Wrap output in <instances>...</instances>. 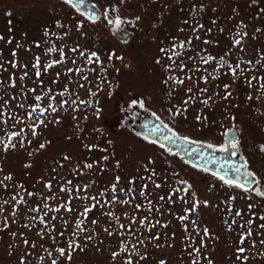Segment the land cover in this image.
I'll return each mask as SVG.
<instances>
[{"label":"rangeland","instance_id":"rangeland-1","mask_svg":"<svg viewBox=\"0 0 264 264\" xmlns=\"http://www.w3.org/2000/svg\"><path fill=\"white\" fill-rule=\"evenodd\" d=\"M96 5L100 13L107 7L119 5L120 15L127 19H134L139 16L141 19L136 23L135 27L124 25V32L129 33L128 38H122L118 33L113 35L109 27H106V22H98L95 25L85 23L83 32L84 36H80L74 29L76 20L83 19L74 10L69 9L62 3V0H0V36H4L5 40L12 39L11 45L4 41H0V52L3 53L4 61L11 60V52H17V59L21 64L28 65L29 75L32 79L24 81L28 88L36 87L33 84L35 79L31 68L32 62L36 56L41 57V64L48 62L50 58L59 59L58 54H53L51 57L45 55V50L55 43L58 47L67 43L69 47L79 43L81 48L89 51H97L101 58L105 61L104 67L107 68V81L109 84H104L105 91L98 92L96 97H89L87 87L82 90H77L82 99L91 100L93 107L82 108L78 112H60L58 113L61 123L58 125L49 124L47 128L38 129L41 134L37 139L29 145L26 143L24 148L17 145L15 150L3 152L0 146V179L7 174L13 176V181L5 183L9 184L8 189L0 188V198L10 199L12 194H15L17 189L16 184H23L27 191L51 195L44 187V183L51 181L53 184V192L59 193L58 181L63 179H71L73 184L95 181V184L90 191L95 194L98 191L108 188L115 180V176L121 177L119 187L127 188L128 179L136 177V189L139 191L142 183H148V191L152 192L153 203L156 202L159 195H166L169 192V185L179 186L175 184L176 179H182L192 185L190 191L197 194L200 201H208V206L201 204L198 213L193 215L191 219L198 222L199 228L207 227L210 231V236L206 238L207 248L202 250L203 256L211 258L213 262L218 264H240L236 260L235 248L239 239L238 233L242 231L235 225L233 231H228L227 226L223 223L225 219L231 222L232 217L227 214V206L223 203L228 198L229 194L236 195L238 199L233 202V211L236 209H244V219L249 218L246 211L247 204L251 201L242 197L239 190L225 189L219 182L214 180L210 174L200 172L194 169L190 164H185L178 156L164 153L157 145L150 144L142 139L141 135L134 134L131 125L133 122V114L129 112V107L132 99H143L147 113L156 112L161 120L173 127L180 135L189 136L192 139L220 144L223 142L221 133L233 124L236 126L238 139L240 141V152L248 161L250 170L255 172L264 183V153L259 151V146L264 144V89L257 91V88L249 89L246 87L243 77L233 83L230 75L223 74L227 69H221L217 73L219 79L209 80L208 84L202 81L199 83L200 88L207 87L209 89L207 95H212L214 92L224 94V84L231 85L230 90L233 95L230 101H222L219 97H215V103H211L210 108H205L202 104L196 103L189 106L186 113V119L177 117L173 121L168 113V108L172 104L180 106V101L186 98L188 93L185 92L186 87L192 86L186 82L185 85L176 86L174 98L170 99L167 95L168 89L162 83L166 77L161 67L156 63L157 58H161L162 62L167 64L169 61L160 52V48H168L174 42L186 40L193 34L190 31V25L184 23L189 20L190 24L199 23L205 26V29L212 28L211 34H206L205 30H201L199 35L201 40L193 39L194 49H189L185 52V62L188 64L187 75H195L199 77L202 74H207L213 71L216 65H205L199 62L187 61V56H195L197 52L201 55L212 54L219 58L224 55L231 47V56H226L230 62L235 64L239 61L251 60L253 63L259 59L258 52L264 53V31L255 33L256 38L253 39L255 28L260 27L264 30V13L259 9L264 8V0H257L256 4H252L251 0H126V3L119 4V0H88ZM203 5V11L196 13L191 12L192 5ZM195 16V19L192 17ZM212 20H216L217 24L213 25ZM60 22L65 27H56V23ZM247 25L244 31L248 32V37L244 38L242 44L237 47H232V35L239 32L237 27L239 24ZM184 28V32L179 29ZM219 28H223L224 32L220 33ZM48 31L49 36H45L44 32ZM67 33L65 39L61 41L59 36ZM175 38V39H173ZM203 39H211L218 41L217 44L204 45ZM127 41L125 43L124 41ZM40 47L37 48L36 44ZM20 44L22 47L17 48ZM243 49L241 51L240 49ZM31 49V51H28ZM67 52V49H65ZM110 51H115L118 56L123 57V60L107 61V55ZM70 58L75 54L68 53ZM264 63V62H262ZM81 67H96L99 72V66L85 65L82 59H79ZM198 65L201 71H195V66ZM8 72L0 71V80L7 81L11 72H15L17 76V84L20 83L18 76L21 69H11L9 65ZM69 66L72 65L69 63ZM242 67H249L246 64H241ZM259 71L249 72L247 75H257L264 77V68L257 65ZM115 69H119L117 73ZM62 66H57L54 70H50L49 74L42 75L41 79L46 86H51L55 92L63 89L68 81L63 75L60 77V83L53 85L52 80L55 78V72L63 73ZM90 76L93 81V91H96L94 83L97 79L95 73H85ZM180 78L185 77V72H175ZM83 82V81H81ZM255 84L256 82L253 81ZM75 89V84L70 85ZM258 87V85H257ZM19 89L4 88L0 90V96L8 99L10 95H17ZM35 94H40V89L37 88ZM32 93L27 94V103H33ZM252 95V100H247L246 97ZM259 96V99L256 97ZM203 98V97H201ZM60 97H57L59 101ZM43 103H47L45 100ZM17 101L11 102V110L13 113L22 114V110L16 107ZM123 105L126 108H123ZM238 105V107L230 106ZM101 109L99 118L95 114V109ZM139 108V107H138ZM141 109V108H140ZM144 110V109H143ZM7 111V110H5ZM197 114L208 117L207 123L201 125L195 120ZM73 116L76 119H73ZM229 116H235L236 119L231 121ZM87 117V119H85ZM7 119V116L4 117ZM14 121H9L7 126L0 125V136H4L5 131H17L13 128ZM100 131L97 132L96 130ZM70 137V139H69ZM19 139V138H17ZM49 141L45 149L37 151L39 143ZM111 141V144L108 143ZM84 144H98L102 148H107V152L99 150L87 151ZM33 152L32 156L28 153ZM103 155H109V161L102 162L107 166V170L100 173V164H95L93 170L84 169L85 163H94L100 161ZM70 157L65 160L64 157ZM147 157H152L155 164L152 167L157 172V182L160 178H169L168 185L162 189L154 190L150 181H140L139 176L147 177L149 173H145L141 168L143 163H146ZM116 161H119L121 167L114 169ZM30 164L31 167H25ZM79 166L84 175H73V171ZM212 184L216 187L212 191L209 188ZM21 195L28 200L27 205L18 206L23 210L24 216H18L19 224L11 225L7 231H0V264H19L21 251L16 250L19 245L23 249V245L19 238H13L11 232H25L30 240L38 239L35 236L36 229L32 232H27L21 227L27 222L26 217L36 215V213L28 212L29 207H35L41 204L37 197H27L26 193L21 192ZM65 200L68 197L59 193ZM123 199V195L120 197ZM141 203L147 204L143 198H137ZM189 200L191 195L189 194ZM255 201L264 205V200L255 198ZM54 206L55 202L49 201ZM79 201H75V205H79ZM163 203V202H161ZM189 204L177 202L175 204H166L161 209L164 215H156V219H160L162 223H169L167 229L157 227L150 235H160L159 241H153L148 244L146 254L148 259L139 261V264H160L163 260L166 264H191V258L188 256L190 248L186 249V245L191 241L186 240L185 233L181 223L174 218V215H182L183 209L190 207ZM5 215L12 211L11 206H5ZM118 216L121 217V222L127 224L123 213L127 210L126 206L116 205L111 207ZM170 210V211H169ZM256 211L264 214V208H257ZM146 212L142 210L139 215L143 216ZM66 215L63 210L59 214ZM75 214H73V219ZM96 218L99 221L98 226H92L96 235L92 241L80 240L83 251L77 250L74 253L71 264H122L125 254L117 257L116 261L111 258L112 251H118V241L120 237H109L102 231L104 227H108L109 218L100 215V210H94L89 214L88 220ZM9 219L11 217L9 216ZM153 222H155L153 220ZM259 221H257V224ZM113 227H115L113 225ZM73 225L69 226L68 231L71 232ZM59 223H57V231H60ZM191 232V225H189ZM175 233L173 237L172 234ZM195 235V232H192ZM257 241L256 247L252 248L251 240L246 242L248 251L245 253L249 257L247 264H264V245L259 244V240L264 239V236L256 234L255 225L253 226V237ZM47 245L50 242L44 241ZM159 244L160 247L155 245ZM200 237L195 239V245L199 246ZM172 245V247H169ZM12 246V247H10ZM64 246L63 241L61 245ZM143 252L144 249L141 248ZM39 250L33 253V256L28 258L27 264H37L36 256ZM45 264H48L46 261ZM61 264H64L61 261ZM201 264H207V261L201 259Z\"/></svg>","mask_w":264,"mask_h":264},{"label":"snow or ice","instance_id":"snow-or-ice-1","mask_svg":"<svg viewBox=\"0 0 264 264\" xmlns=\"http://www.w3.org/2000/svg\"><path fill=\"white\" fill-rule=\"evenodd\" d=\"M62 3L69 9L74 10L83 19L76 20L74 24L75 31L80 35L84 36L85 33L83 29L85 23H90L92 25L98 22H106V27L110 28L113 35L124 32V25L136 26V23L141 19L137 16L134 19H127L120 15L119 5H114L107 7L102 13L98 12L95 4H89L88 0H62ZM126 3V0H119V4ZM254 5L257 0H251ZM198 11H203V5L197 6L192 5L191 12L196 13ZM261 13H264V8L259 9ZM195 19V16L192 17ZM186 25H190V31L192 36L186 40H180L178 43H173L170 47L160 48V52L164 54L169 63L165 64L162 62L161 58L156 59V63L161 65L163 71L167 73L166 77L163 79L162 83L168 89L167 95L170 99L174 98L173 94L176 91V86L185 85L186 82L191 83L192 86L186 87L185 92L189 95L180 101V106L172 104L168 108V113L172 117L173 121L177 117L186 119V113L189 110V106L192 104H202L205 108H210L211 103H215V97H219L222 101H230L233 93L230 90L231 85L224 84L223 90L224 94L221 95L220 92H214L212 95H207L209 89L207 87L200 88L199 83L202 81L204 84H208L209 80H217L219 76L217 75L221 69H227L223 74L230 75L232 82L235 83L243 77L246 87L249 89L257 88V91L264 89V77L257 75H247L249 72H257L259 68H264V53L258 52L259 59L253 63V61H237L235 64L226 59V56H231V47L229 50L219 58L212 54L201 55L197 52L195 56H187V61L199 60L200 63L205 65H216L213 67V71L208 73L207 69L204 72L207 74H202L199 77L195 75H187L186 69H188V64L185 62V52L189 49H194L193 39L201 40L199 35L201 30H205L206 34L212 33V28L205 29V26L197 20L195 24H190L189 20H185ZM213 25L217 24L216 20H212ZM56 27L64 28L65 26L60 22L56 23ZM240 31L232 35V47L240 46L244 38L248 37V32L244 31L247 28L246 24H239L237 26ZM180 32H184V28L179 29ZM220 33L224 32L223 28H219ZM260 27L255 28L252 38L255 39V33H261ZM126 34V33H125ZM47 37L50 35L48 31L44 32ZM67 33L59 36L58 39L63 41ZM175 39V38H173ZM0 41H4L11 45L13 43L12 39L5 40L4 36H0ZM127 43V41H124ZM51 44L45 50V55L51 57L53 54H58L59 59L50 58L48 62L41 64V57L36 56L32 62L31 68L34 70L33 75L35 79L32 81L36 87L28 88L24 81L26 79H32L29 75L28 65L21 64L17 59V52L13 50L11 52V60L4 61L3 53L0 52V71L8 72L9 65L11 69H21L18 79L20 81L17 84V76L15 72H11L7 81L0 80V90L4 88L19 89L17 95H10L8 99L4 96H0V125L7 126L9 121H14L12 124L13 128H17V131H5L4 136H0V146H2L3 152H8L9 150H15L17 145L24 148L27 144H31L33 140L37 139L41 134L38 129L47 128L49 124L58 125L61 123L58 113L71 111L73 113L80 111L82 108L93 107L91 100L82 99L79 96L77 90H82L87 87L89 97H96L98 92L105 91L103 87L104 84H109L107 81V68L104 67L105 61L101 58L97 51H89L81 48L79 43L74 46L69 47L67 43L63 46L58 47L55 43L48 41ZM202 43L204 45L217 44L218 41L211 39H203ZM17 48L22 47V45L17 44ZM36 47L39 48L40 44L37 43ZM67 49V52L65 51ZM243 51V49H240ZM31 51V49H28ZM68 53L75 54L73 58H70ZM79 59L84 61L85 65H96L99 66V72H97L96 67H81L79 64ZM123 60V57L118 56L115 51H110L107 55V61L111 62L113 60ZM69 63L72 65L69 66ZM241 64H246L249 67H242ZM57 66H62L64 71L55 72V78L52 80L53 85H58L60 83V77L63 75L68 81L65 83L62 90L55 92L51 86H46L44 81L41 79L42 75L50 73V70H54ZM118 73L119 69H115ZM195 71H201L199 66H195ZM95 73L97 79L94 83L96 91H93V81L90 76L85 73ZM175 72H185V77L180 78L175 75ZM83 81V82H81ZM253 81L256 83L254 84ZM75 84V89H72L70 85ZM258 85V87H257ZM37 88L40 89V94H35ZM32 93L33 103H27V94ZM57 97H60L57 101ZM203 97V98H201ZM260 97L257 96L256 99ZM247 100H252L253 96L248 95ZM47 100V103H43ZM17 101L16 107L22 110V114L13 113L11 110V102ZM238 107V105H230ZM131 108L139 107L141 109L145 108V101L143 99H132ZM7 110V111H5ZM101 109L96 108L95 114L99 118ZM151 115L155 118V123L152 121H145L142 127L146 130V134L142 136V139L146 142L157 145L164 153L169 155L178 156L185 164H190L192 168L198 169L200 172L208 173L211 177L219 181L225 189H232L233 191L239 190L242 193V197L249 200L247 204L246 211L249 214L248 219H244L245 210L236 209L233 211V202H235L238 197L236 195L229 194L228 198L223 201L227 206V214L232 217L231 222L225 219L223 223L227 226L228 231H233V226L235 225L239 229H242L238 233L239 239L235 248L236 260L240 261V264H247L249 257L245 255L248 248L245 246L246 242L251 240L252 248L256 247L257 241L252 239L253 237V226L255 225L256 234L259 236H264V214L256 211L257 208H264L255 201V198L264 200V183H262L261 178L257 176L255 172L250 170L248 161L242 155L239 157L240 162H237L233 158L240 153V141L238 139V134L235 124L224 130L221 135L223 137V142L220 144H214L210 142H203L192 139L189 136L180 135L173 127L164 123L156 112H152ZM7 116V119L4 117ZM75 120L76 117L73 116ZM87 119V117H85ZM231 121L236 119L235 116H229ZM195 120L201 125L207 123L208 117L205 115L197 114ZM3 130V129H0ZM97 132L100 130L97 129ZM140 135V133H137ZM155 137V138H151ZM19 138V139H17ZM70 139V137H69ZM49 141L39 143L37 151L45 149ZM111 144V141H108ZM83 147L92 152L93 150H99L100 152H107V148H102L98 144H84ZM175 149V150H174ZM259 151L264 153V144L259 146ZM220 153L222 155H217ZM29 156L33 155V152L28 153ZM187 157V158H186ZM65 160H69L70 157L65 156ZM109 161V155H103L100 161H95L94 163H85L83 165L84 169L93 170L95 164H100V173L102 174L107 170V166L102 162ZM155 161L152 157H147L146 163L141 165V168L145 173H149L147 177L141 175L138 177L140 181H150L154 190L162 189L165 185H168L169 178H160V182H157V172L152 165ZM25 167H31L30 164H26ZM121 167L119 161H116L114 169H119ZM3 169L0 168V172ZM73 175H84L79 166L73 171ZM6 181H13V176L7 174L0 179V188L8 189L9 184ZM121 177L119 175L115 176L114 182L108 187L104 188L97 193L93 194L90 189L95 184V181H90L87 184L78 183L73 184L71 179H63L58 181L59 193L65 194L68 199L65 200L63 196L59 193L53 192V184L51 181L44 183L45 189L51 195H44L41 193H35L27 191L23 184H16L14 187L17 189L15 194L10 196V199L0 198V231H7L11 228L13 224H19L18 216H24L23 210L19 208L20 205H27L28 200L21 195V192L26 193L27 197H37L41 204L35 207H29L28 212L36 213V215L27 216L23 225H20L27 232H32L35 228V236L38 239L30 240L25 232H11L10 235L13 238H19L23 245V249L19 245L16 246L17 251H21L19 257V264H27L28 258L33 256L36 250H39L36 259L37 264H71L73 260L74 253L77 250L83 251V247L80 240L92 241L96 235L94 228L90 231L92 226H98L99 221L96 218L91 219L89 222V214L94 210H100V215L109 218L108 227H104L102 231L106 233L107 236H118L120 237L118 244V251H112L111 258L113 261L117 260L121 254L124 255L122 264H139V261L148 259L146 250L148 244L153 241H159L160 235H150L154 229L157 227L167 229L169 223H162L160 219H156V215H164L161 209L166 204H175L180 202L182 204H189L190 207L184 208L182 215H174L177 219L185 233L188 235L185 237L186 240L191 241L186 245V249L190 248L191 251L188 252V256L191 258V264H201V259L207 261V264H214L211 258L203 256L202 250L207 248L206 238L210 236V231L207 227L203 229L199 228L198 222L191 217L198 213V209L201 204L203 206H208V201H200L197 198V194L192 189V185L187 181L182 179H176L175 184L179 186L169 185V192L166 195H159L155 203L152 200V192L148 191V183H142L140 185L139 191L135 187L137 178L131 177L128 179V187L125 189L119 187ZM216 185L212 184L209 191L215 189ZM189 194L191 195V200H189ZM123 195V199H121ZM143 198L147 201V204L141 203L137 198ZM49 201L55 202L54 206L49 203ZM79 201V205H75L74 202ZM163 202V203H161ZM11 206L12 211L10 214L5 215V206ZM116 205L126 206L127 210L123 213L124 219L128 222L127 224L121 222V217L118 216L111 207ZM66 214L64 216L59 215L61 211ZM144 210L145 215L140 216L139 213ZM170 211V210H169ZM73 214L75 218L73 219ZM9 216L11 219H9ZM153 220L155 222H153ZM257 221L259 223L257 224ZM57 223H59L60 231H57ZM73 225L72 231L69 232V226ZM113 225L115 227H113ZM189 225H191L192 231H189ZM195 232V235H192ZM175 236V233L172 234ZM200 237L199 246L195 245L196 237ZM44 241L50 242L45 244ZM63 241L64 246L61 245ZM260 245H264V239L259 240ZM160 247L159 244L155 245ZM12 247V246H10ZM172 247V245H169ZM141 248L144 251H141ZM264 255V253H261ZM160 264H166L165 261L161 260Z\"/></svg>","mask_w":264,"mask_h":264},{"label":"water","instance_id":"water-1","mask_svg":"<svg viewBox=\"0 0 264 264\" xmlns=\"http://www.w3.org/2000/svg\"><path fill=\"white\" fill-rule=\"evenodd\" d=\"M88 3L89 4H93L91 2H88ZM98 12H99V10H98ZM125 33L126 32H121L120 33L121 36H122V38H126L128 36V33H126V34ZM123 108H126V106L123 105ZM128 110H129L130 113H132V111H135L136 110L138 112V114H139V117H138L137 121L135 122V124L134 125L133 124L131 125V129H132V131H133L134 134L140 133L141 136H143L144 134H146V130L142 127V125L145 123V121H152L154 123L156 122L155 121V118L151 115V113H147V111H145L143 109H140L138 107H135V108L129 107ZM151 138H155V137H151ZM240 154H241V152L238 153L237 156L234 157L233 159L236 160L237 162H240V160H239V157L241 156ZM217 155H222V154L217 153ZM214 264H218V263L214 262Z\"/></svg>","mask_w":264,"mask_h":264},{"label":"flooded vegetation","instance_id":"flooded-vegetation-1","mask_svg":"<svg viewBox=\"0 0 264 264\" xmlns=\"http://www.w3.org/2000/svg\"><path fill=\"white\" fill-rule=\"evenodd\" d=\"M129 34V33H128ZM128 38V37H127ZM134 116H133V122L135 123L139 117V114L138 112L135 110V111H132V113Z\"/></svg>","mask_w":264,"mask_h":264}]
</instances>
